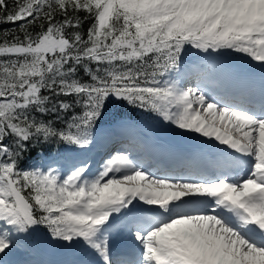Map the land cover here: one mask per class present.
<instances>
[{"label":"snow or ice","instance_id":"1","mask_svg":"<svg viewBox=\"0 0 264 264\" xmlns=\"http://www.w3.org/2000/svg\"><path fill=\"white\" fill-rule=\"evenodd\" d=\"M2 24L0 264H264V0H0ZM133 110L189 141L173 166ZM100 134L127 146L95 166Z\"/></svg>","mask_w":264,"mask_h":264},{"label":"rangeland","instance_id":"2","mask_svg":"<svg viewBox=\"0 0 264 264\" xmlns=\"http://www.w3.org/2000/svg\"><path fill=\"white\" fill-rule=\"evenodd\" d=\"M231 55H234L237 59L241 60L240 57L236 56V54H229V56L225 58L226 62H228L230 64H233V65H240L242 61H239V60L233 58ZM257 83H258V78H257ZM257 87H258V84H257ZM136 123H137L138 127L141 126L143 128H147L148 129V127L150 126L149 128H152V130L155 131V132H157L159 130L160 132H168V133H170L168 137H169V139L171 141L169 140V142H167L165 140H157L158 141L156 143L157 146L154 144L156 147H159V149H160L158 151L159 153H164V152H166L165 150H168V149H172L171 151L175 152V151H186V150H188L190 148L189 141L186 138H182V137L176 136L174 134L173 130H171L169 128H166L162 124L158 123V119L155 118V117H153L152 119H149L147 121L146 120H140V121L138 120ZM102 135H104V134H102ZM112 139H113V137L112 136H108V135H104L103 137H100V141L97 142L98 146H96L97 147L96 151H98V154L94 158H96V159L99 158V161H102L104 159L105 155L109 151H111L113 148H117V147L122 146V145H116V146L110 148L109 150H107L108 147L110 146L108 144L107 140L112 141ZM141 141L144 142V139H140V142ZM113 143L115 144L116 141H114ZM113 143H111V145ZM149 145L145 147L146 150H142V151L137 152L139 154L140 158L142 160H146L148 162V164L152 162V159L153 160L154 159L157 160V157L161 156V155H157V154H155L153 156H150V150H148L149 149ZM123 146H127V142ZM98 147L100 149H98ZM95 152H94V154H95ZM94 154H92V153L82 154V157L84 158L86 156L87 158H89L91 160V158L94 156ZM52 156H55V155L52 154ZM92 161H94V160H92ZM98 165H99V163H98ZM95 166H97V162H96ZM153 168L155 169L154 166H153ZM39 235L43 236L44 232L39 233ZM48 244H51V243H42V244L38 245L35 248V250L32 251L31 253L21 254L20 257L23 258V259H26L29 256L35 255V254H37V252H40L43 248H45ZM51 246L56 249L55 250V255L53 256V258L52 257L47 258L46 262H52L53 264H62V262H63V264H64V263H67V262L73 260V258H71L70 256H67L66 254H63L64 256L60 254L61 252L65 253L66 249H64V248H62V247H60L58 245H55V244H51ZM57 255H61V256H57ZM69 255H72V254L69 253ZM13 259H14V257H13ZM41 264H43V263H41Z\"/></svg>","mask_w":264,"mask_h":264},{"label":"bare ground","instance_id":"3","mask_svg":"<svg viewBox=\"0 0 264 264\" xmlns=\"http://www.w3.org/2000/svg\"><path fill=\"white\" fill-rule=\"evenodd\" d=\"M257 78H258V74H257ZM144 126V125H143ZM150 127V126H149ZM143 128L141 126L138 127L139 129V133H140V139H144L146 144H150L149 145V149L150 150V156H153L155 154L159 155L160 153L158 152L160 149L157 146V140H165L167 142H169V134L168 132H160L159 130L157 132L153 131L152 128ZM148 135V136H147ZM104 135L100 134L98 136V141H100V137H103ZM168 137V138H167ZM171 141V140H170ZM156 146H155V145ZM160 145V144H159ZM98 146V145H97ZM171 147V146H170ZM98 149H100L98 147ZM97 150V147H95L92 150V154H94V152ZM144 150V147H142V145L139 143L137 145V152ZM172 149H168L165 150L167 152L166 155H162L160 157H157V160H153L152 162L149 163L148 165H146V167H150L153 171H156L157 169H162L163 167H157L159 164H164V163H170V162H176L175 160H173L170 157V153H172L173 151H171ZM98 154V151L95 152L94 156L91 158V160H93L94 157H96V155ZM83 158V157H81ZM153 166L155 167V169L153 168ZM48 250V251H47ZM55 248H53L51 246V244H48L45 248H43L40 252H37V254L32 255L27 257L26 259L21 258V255H18L17 257H14L13 259V264H41V263H46V264H53L52 262H46V259L49 257H52L55 255ZM69 251L66 250L65 253L61 252L60 254H66L67 256H70L71 258H73V260L78 259L79 257L74 256V255H69ZM61 255H57V256H61ZM64 256V255H63ZM69 258V257H68ZM45 260V261H44ZM55 260V259H54ZM43 261V262H42Z\"/></svg>","mask_w":264,"mask_h":264},{"label":"trees","instance_id":"4","mask_svg":"<svg viewBox=\"0 0 264 264\" xmlns=\"http://www.w3.org/2000/svg\"><path fill=\"white\" fill-rule=\"evenodd\" d=\"M5 29H11V30H14L15 31V26L14 25H11V24H2L0 25V38H2V33ZM233 58L237 59L234 55H231ZM239 60V59H237ZM241 61V60H239ZM242 63V62H241ZM129 117L132 118L135 122H137L138 120H149V119H152L154 116H152L151 114H148V113H143L141 112L140 110H133V111H130L128 113ZM56 148L54 147L52 149V154H56ZM31 163H34L33 160H29V164ZM43 232V231H41Z\"/></svg>","mask_w":264,"mask_h":264}]
</instances>
